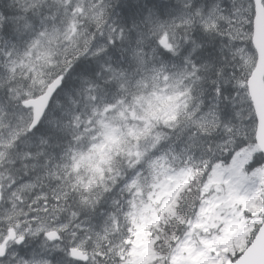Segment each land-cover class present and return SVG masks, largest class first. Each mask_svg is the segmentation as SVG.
Masks as SVG:
<instances>
[{
  "label": "snow or ice",
  "instance_id": "1",
  "mask_svg": "<svg viewBox=\"0 0 264 264\" xmlns=\"http://www.w3.org/2000/svg\"><path fill=\"white\" fill-rule=\"evenodd\" d=\"M0 264H264V0H0Z\"/></svg>",
  "mask_w": 264,
  "mask_h": 264
}]
</instances>
